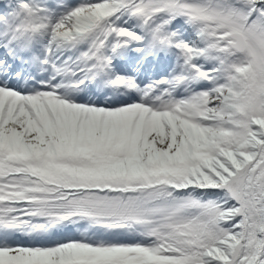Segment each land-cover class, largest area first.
Here are the masks:
<instances>
[{"label": "snow or ice", "instance_id": "obj_1", "mask_svg": "<svg viewBox=\"0 0 264 264\" xmlns=\"http://www.w3.org/2000/svg\"><path fill=\"white\" fill-rule=\"evenodd\" d=\"M0 264H264V0H0Z\"/></svg>", "mask_w": 264, "mask_h": 264}]
</instances>
